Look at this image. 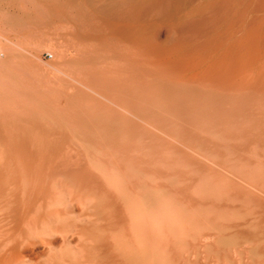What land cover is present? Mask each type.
Listing matches in <instances>:
<instances>
[{"label":"bare ground","instance_id":"1","mask_svg":"<svg viewBox=\"0 0 264 264\" xmlns=\"http://www.w3.org/2000/svg\"><path fill=\"white\" fill-rule=\"evenodd\" d=\"M0 25V72L56 56L0 83V264H264V0H0Z\"/></svg>","mask_w":264,"mask_h":264},{"label":"rangeland","instance_id":"2","mask_svg":"<svg viewBox=\"0 0 264 264\" xmlns=\"http://www.w3.org/2000/svg\"><path fill=\"white\" fill-rule=\"evenodd\" d=\"M0 26H3V25H0ZM25 33L24 32H22V33H18V32H15V33H11V35H10V38L14 41V43H16V44H23V45H27V46H32L33 45V43H34V40H36V39H32V37H29V36H25L24 35ZM17 35V36H16ZM31 40H33V41H31ZM0 41L2 42V43H5V38H1L0 37ZM18 42V43H17ZM26 42V43H25ZM30 44V45H29ZM3 50H0V62H1V60L3 59V58H5V56H3V52H2ZM54 53V51L52 50H50V49H46V50H43V51H41V52H39L37 55H35V56H33V57H25V59H24V61H23V59H21V60H17L16 61V63H14V64H11L12 66H7L5 69H7V70H10V72H8V74H6L5 72V69L3 68V72H0V83H4V81H5V83L7 82V83H9V84H21V85H23V84H25V85H28V86H30V87H38L37 86V84L38 85H40L38 82H40V80H38V67L40 66L42 69L43 68H47V64L48 63H50V62H53V60H55L56 59V56H55V54L53 55V57H52V55L51 54H53ZM40 60H41V62H40ZM21 61H23V62H21ZM30 61V62H29ZM25 64V65H23V64ZM43 63V64H42ZM1 64V63H0ZM3 64V63H2ZM17 64H20V65H17V67L15 68V66ZM38 64H40L39 66H37ZM42 64V65H41ZM19 66V67H18ZM24 66V67H23ZM28 66V67H27ZM37 66V67H36ZM3 67V66H2ZM20 67H22V68H20ZM20 68V69H19ZM24 68V69H23ZM40 68V69H41ZM23 69V70H22ZM5 71V72H4ZM24 71H29L28 72V75H25L26 73H24ZM4 74H6V75H4ZM29 74H30V76H29ZM29 76V77H28ZM38 77V78H37ZM40 79V78H39ZM38 80V81H37ZM41 84H43V83H41ZM41 86V85H40ZM48 94H50V95H48V97L49 98H51L50 100H51V102H54V103H58V101H59V99L60 98H64L63 96H60V95H58V94H55V93H48ZM53 94H55V95H53ZM49 100V101H50ZM66 101V100H65ZM55 104L54 105V107L53 106H51L52 108H53V110L56 112L55 114H57L59 117H64L65 116V114H66V111H65V109L62 107V106H57L58 104ZM51 108V109H52ZM71 129H69V130H67V133H71L72 131L74 132L75 130L74 129H72V131H70ZM77 131V130H76ZM75 131V132H76Z\"/></svg>","mask_w":264,"mask_h":264}]
</instances>
